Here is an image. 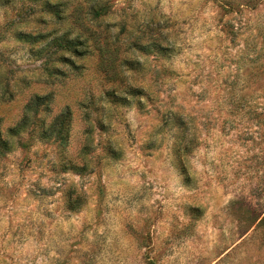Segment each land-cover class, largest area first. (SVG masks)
<instances>
[{"label": "rangeland", "instance_id": "374dc122", "mask_svg": "<svg viewBox=\"0 0 264 264\" xmlns=\"http://www.w3.org/2000/svg\"><path fill=\"white\" fill-rule=\"evenodd\" d=\"M0 131V264H264V0H0Z\"/></svg>", "mask_w": 264, "mask_h": 264}, {"label": "trees", "instance_id": "16d2710c", "mask_svg": "<svg viewBox=\"0 0 264 264\" xmlns=\"http://www.w3.org/2000/svg\"><path fill=\"white\" fill-rule=\"evenodd\" d=\"M100 14V13H99ZM79 42L80 41H77V42H75V43H72V44H66V43H61L60 44V47H65V48H67L68 50H74L75 52H77V50H78V48H77V44H79ZM77 43V44H76ZM39 102L37 101L36 103H35V105H37ZM40 104H42V103H40ZM64 118V117H63ZM67 117L65 116V118L62 120V122H63V124H60V127H59V129H57L56 130V132H57V135H58V138H59V140H60V144L61 145H63V146H65L66 144H67V139H68V134H69V132H68V130H66L65 129V127H64V123L67 121ZM0 134H1V131H0ZM2 135H0V137H1Z\"/></svg>", "mask_w": 264, "mask_h": 264}]
</instances>
